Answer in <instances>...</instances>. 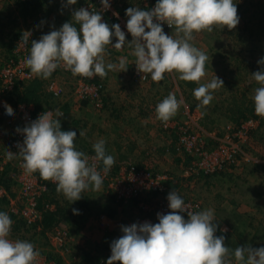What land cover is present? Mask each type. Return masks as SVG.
Here are the masks:
<instances>
[{
    "label": "clouds",
    "instance_id": "clouds-1",
    "mask_svg": "<svg viewBox=\"0 0 264 264\" xmlns=\"http://www.w3.org/2000/svg\"><path fill=\"white\" fill-rule=\"evenodd\" d=\"M76 3L66 0L67 5ZM100 4V11L83 7L74 10L70 22L38 40L31 39L32 33L24 34L18 46L27 48L29 41L31 45L24 65L42 79H48L58 68L73 76L104 78L109 72L128 70L127 57L121 56L117 62L105 60L107 47L121 50L127 46L132 50L137 72L146 74L145 78L150 75L151 80L161 81L165 73H176L179 80L198 85L192 91L198 106L211 103L213 91L223 86V81L214 75L210 81L200 83L209 57L191 41L194 33L210 32L213 26L234 29L239 23L234 0H156L151 9L129 7L125 10V27L131 42L119 23L109 25L102 19L103 12L111 7L110 0H100ZM165 24L175 28V36L165 33ZM257 63L260 70L251 76L260 86L254 89L252 101L255 114L264 117V58ZM181 103L169 93L157 103L156 118L168 122ZM3 111L6 119L14 118L6 105ZM60 115L58 110L55 114L50 110L22 129L18 127L16 132L23 141L17 145V153L8 151L7 156L19 158L25 174L38 173L41 179L55 183L57 192L73 203L82 198L84 191L102 188L115 159L107 153L103 138L92 145L91 157L78 150L77 132L62 131ZM167 201L170 211L158 213L157 223L121 227L122 235L111 242L106 264H264V246H225V236L216 235L218 223L213 208L190 212L175 190L169 192ZM73 214L79 211L73 209ZM12 224L9 214L0 211V264H39L41 253L32 242L10 238ZM221 231L227 232V228Z\"/></svg>",
    "mask_w": 264,
    "mask_h": 264
},
{
    "label": "rangeland",
    "instance_id": "rangeland-1",
    "mask_svg": "<svg viewBox=\"0 0 264 264\" xmlns=\"http://www.w3.org/2000/svg\"><path fill=\"white\" fill-rule=\"evenodd\" d=\"M113 1L114 4H118V7H115V12L120 14L119 16L123 18H127L125 16V10L129 8L127 4L132 0ZM133 1L135 7H140L141 9H151L153 7L149 5L151 2L150 0ZM242 1L248 0H234L238 6L242 5ZM259 1V6L253 8L245 6L244 10L247 12L243 13V15L245 14V17L263 19L261 14H264V0ZM51 3L52 7H57L58 5L59 10L67 12L71 11V8L73 11L79 4L77 3L75 4L76 6L73 5L69 8L70 5L66 4V0H52ZM253 20L250 19L245 21L242 19V23H248V29H243L242 31L245 33L242 42L241 39L236 40L229 32H226L228 30L231 33H235L238 31V28L242 30L241 22H239L234 29H228L217 25L213 26V30L210 32L205 30L194 33V39L191 43L209 57L206 62L209 70L205 69L206 75L202 78L200 83L210 81L213 79L214 75L219 79H221V77H226V79L232 80L235 83L236 88L241 89V87H244L243 89L246 97L252 101L254 89L260 85L252 78L250 72L245 71V73L243 70L242 73H239L236 71V66L240 67V70L247 67L245 66L246 62H241L247 60L250 65L253 64L252 70H254L255 67H258L260 70V65H258L257 62L261 58H264V20L259 24L257 23L260 21L259 19H255L254 22ZM249 29L253 31V37H249L252 36V34L246 37L249 33ZM164 31L168 35L172 34L175 36V28L171 30L164 29ZM242 32L240 31V33ZM13 38L14 34L5 39L11 44ZM4 46L6 48L5 44ZM8 49L11 50L7 47L6 51ZM108 49L105 60L117 62L119 57H127L128 70L121 73L109 72L107 76L104 77V98L107 100H104L105 109L103 111L93 109L91 105L86 102H81L78 104V107H75L76 110L81 111V116H79V118L80 121L82 120L79 124L71 126V130L77 132L75 140L76 148L79 150L81 147H85L91 150L92 145L98 139L103 138L106 141L107 153L112 155L114 159L116 158L113 167H118V162L123 165L130 163L153 172L167 173L174 177L171 184L183 200L199 203L201 205V210L213 208L218 223V236L219 234L223 235L225 233L226 247L235 249L236 246L244 245H251L256 248L264 246V117L258 129L250 131L240 140L238 146L241 148L244 157L238 167H233L231 171L224 173V175L215 174L208 179H201V181L197 179L186 181L180 176V169L173 161L175 158L174 154H170V152L165 150V148L168 147L167 142L173 143L175 138L169 137L160 131L158 127V122L160 120L156 118L155 107L157 103L167 97L169 93H173L178 100L182 101L175 114V116H177V122L178 120L184 119V116H186L185 109L188 110V117L195 119L196 116L193 117L192 113L196 110L197 114L201 116L199 121H196V124L206 131L208 135H212L215 131L216 137H223L226 133L225 126L228 122L225 121L220 113L225 109L224 100L229 93L220 87L213 91L214 98L209 105L198 106L199 101H197L192 94L193 89L198 86L196 83L193 89H189L178 79V74L176 73H165L164 79L161 81L151 80L150 75L147 76L145 82L137 81L134 75L135 58L131 55L132 50L127 46L121 50H116L111 46H109ZM220 53L225 54L227 59L219 60L218 54ZM8 57L6 53H3L2 61L3 59H8ZM244 57L245 59H239ZM56 76L57 75H55V77ZM66 78L59 80L58 76L56 77L61 87L65 88V91L61 99L55 100L52 98L55 102V107L51 108V110L57 109L60 114H62V109L65 108L64 100L66 98L72 100L74 97L71 95L70 88L75 81L71 77ZM45 91L48 93L46 89ZM213 107H220L218 111L210 113L212 118L219 116V119L214 124V128H204V123L201 122L204 111L208 108L212 109ZM84 113L85 115H83ZM175 116L172 118H175ZM238 126L233 125V127H236L233 129H237ZM148 129L151 132H148ZM79 132H82L83 135L79 136ZM206 138L211 139L210 136H206ZM133 144L137 149L132 150V154H130L131 152H126L133 148ZM115 145H119L120 148L128 147L130 150H118V153H116ZM125 154L127 155L125 156ZM147 155H149V157H147ZM121 156H125L126 159L118 160ZM86 194H88V191H85L80 200L73 203L65 199L61 193H54L52 190L50 196L45 198L47 202L57 199L60 205L66 207L69 212V222H65L64 227L65 230L68 229L69 236L70 234H75L74 236L77 241L76 248H79L76 250V253L73 252V255L69 253V264H95L98 259L104 257L108 259V256L111 254L110 244L113 240H111L110 235H105L104 237L106 238H102L101 236L103 235H101L99 238H90L88 240L78 237L79 233H84L86 231L83 227L88 218H94L93 222L96 226L97 222H95V215H97L96 219L98 220V218L104 214L103 212L111 208L109 205L111 204V200H109L106 190L102 189L97 192L94 191L89 195ZM78 203H90L88 212L94 213L83 215L80 220L74 219V217L71 218L74 205ZM3 207L4 205H0V211L4 209ZM123 211L124 218L129 222L135 219L139 214L138 209L131 206H126ZM123 221L124 220L121 222L124 223ZM98 225L100 226V224ZM109 227L110 226L105 227L104 230L109 229ZM91 228L92 227H89V229ZM224 228H227V232L221 231V229ZM98 230H102L101 226ZM49 232L50 229H42V231L35 232L24 231L20 235L11 237V239L28 240L32 242L39 251L49 253L47 249L50 246L46 242V237ZM81 244L85 246L82 248ZM48 256L51 260L56 258V261H59V259H61L60 256L54 257L52 254Z\"/></svg>",
    "mask_w": 264,
    "mask_h": 264
},
{
    "label": "built area",
    "instance_id": "built-area-1",
    "mask_svg": "<svg viewBox=\"0 0 264 264\" xmlns=\"http://www.w3.org/2000/svg\"><path fill=\"white\" fill-rule=\"evenodd\" d=\"M3 2L4 0H0V6ZM110 3L111 7L103 12L102 19L106 23H119L121 29L126 32L127 18L119 16L120 14L118 17L113 15V13H116L115 7L117 8L118 4H114L113 0H110ZM151 6L154 7V5ZM81 7L90 11H100L102 9L100 0H80L74 10H78ZM163 27L171 30L166 24ZM26 33H29V31L17 32V35L12 40L8 59H3V61L2 58L0 59V177L6 174L5 177L8 178L9 182L7 185V183H2L0 179V202L5 203L3 208L13 221L12 227L14 221H20L24 225L21 232H35L42 231L44 215L54 212L56 206H60V203L57 199L47 202L45 198L50 196V189L47 186L48 182L45 183V181L40 179L38 173L25 174L20 167L21 160L19 158L8 159L7 153L8 151L17 153V145L23 141V136L17 133L16 129L18 127L22 129L43 112H35L34 108L26 103H18L11 107L6 101L7 94L14 90L18 84L40 79L52 98L59 100L64 94V89L55 75L63 74L73 78L75 81L71 85L70 92L74 96L73 99L75 98L74 101L77 106L81 102H86L94 109L103 111L105 109L103 101L105 82L102 79H98V76L93 78L73 76L71 72L65 71L63 68H58L48 79L37 77L23 63L29 54L30 41L27 48L18 46L21 37ZM126 40L128 42L132 40L131 35L127 32ZM113 41L115 42V40ZM134 75L137 81L140 82H145L147 79L145 74L137 72L136 66ZM5 105L14 113L12 120L5 118L3 111ZM192 116H196L195 119L188 117L186 113L184 119L178 120V122L175 118H171L166 123L158 122L160 131L169 137L175 138L173 142L174 156L181 172L180 176L185 180H194L200 176H212L220 172H229L233 167H238L244 157L241 148L238 146L240 140L250 131L258 129L263 118L262 116L249 117L240 123L239 129L235 130L233 128L236 127L228 123L225 126L226 133L224 136L216 137L215 131L212 135H208L206 131L196 124V121L201 118L196 110L192 113ZM206 136H210L212 143H209ZM85 153L90 157L94 155L88 152ZM97 167L102 171V164L98 163ZM173 180L174 177L167 173L153 172L129 163L127 165H118L117 169L112 166L110 172L104 176L103 182L106 183L108 190L115 196V203L120 206L128 205L134 200L150 199L153 193L156 194L151 198V203H145L144 207L141 203L139 208H142L143 211L138 212L137 217L131 222H126L125 226H129L133 223H157L158 213L166 214L170 211L167 195L173 190L177 191L171 184ZM49 182L54 187V192L57 193L55 183ZM184 201L190 212L201 211L199 203L190 200ZM184 215L187 219V215ZM109 221L111 220L105 215H101L98 218V223L101 227L109 226ZM12 229L10 238L21 234V232H12ZM70 237L71 234L69 236L68 229L65 230V227L50 228V232L46 237L50 252L40 251L39 264H57L56 258L51 260L48 255L52 254L54 257H62L64 253L69 251ZM81 245L82 248L85 246L84 244ZM106 261L105 257L100 258L95 264H106Z\"/></svg>",
    "mask_w": 264,
    "mask_h": 264
},
{
    "label": "trees",
    "instance_id": "trees-1",
    "mask_svg": "<svg viewBox=\"0 0 264 264\" xmlns=\"http://www.w3.org/2000/svg\"><path fill=\"white\" fill-rule=\"evenodd\" d=\"M150 1H151L150 5H155L156 0H150ZM44 3H45V0H25V1L15 0V5H16L17 11H18V15L19 16L21 15L22 17H28L29 16L30 18H33V16H37V14L40 10V7ZM127 6L128 7H135L134 1L132 0L130 3L127 4ZM245 12H247V11H243L242 7L237 5V15L240 18L239 22H241L242 30L240 28H238V31L235 33H231L228 30L226 31L227 33L229 32L234 39H236V40L241 39V42H242L244 35H245V33L242 32L243 29H248V23L247 22L242 23V19L245 21H248L250 19H252V20L253 19L254 20L259 19L260 21L257 22L258 24L261 23L262 20H264V14H261L263 19L262 18H251V17H245L243 15V13H245ZM254 20H253V22H254ZM109 25H112V23L110 22ZM77 27H78V25H77ZM240 31L242 33H240ZM248 32H249L248 34L246 33L247 34L246 37H248L249 34H252V36H249V37L254 36V33L251 29H249ZM15 35H17V34H15ZM6 44H8V43H6ZM11 46L12 45L9 44L7 47H9L11 49ZM6 52L8 55L10 53V50L8 49ZM218 56H219V58H218L219 60L227 59V56L225 54L220 53V54H218ZM239 59H245V57L239 58ZM241 62H246L245 66H247V67H244L243 69L240 70V68L237 66L236 71H238L239 73H242L243 70H244V72L245 71L250 72V74H253L256 71H259L258 67H255L254 70H252L253 64L250 65V63L247 62V60L241 61ZM205 68H206V65H205ZM98 79L103 80L104 78L98 77ZM220 80L223 81V86H221V87L224 90H226L227 93H229V95H227V97H225V100H224L225 109H223V111L220 113L223 116V118L225 119V121L234 125V126H238V125H240V123L242 121L246 120L247 118L256 117L257 115L254 112L253 102L249 98L246 97L245 91L243 89L244 87H241V89L236 88L235 83L232 80L226 79V77H223ZM182 82L189 89H193L196 85L194 82H185V81H182ZM42 87H43V84H42V81L40 79H34L30 82H27V84H23V83L18 84V85H16L14 90H12L11 92H9L7 94L6 101H7L8 105L11 107L15 106L18 103H26V104H31L34 107L35 112H37V111L47 112L51 108L55 107L54 106L55 102L53 100L54 98L52 99V96L50 94H48L46 91L42 90ZM104 100H107V99L104 98L103 101ZM219 108L220 107H213L212 109L208 108L206 111H204L203 117L201 119V122L204 123L203 124L204 128H208V129H211L212 127L214 128V124L219 119V116L216 118H212L210 113H213V111H218ZM62 110H63L62 115L59 117L60 122H61V130L62 131L71 130V126L77 125V124L75 121H72V119L67 116L68 115V108L65 107ZM170 144H173V143L171 142ZM79 150L80 151H88L89 154H94L92 149L91 150L86 149L85 147H81ZM173 151H174V148H173ZM130 152H131V150H130ZM173 154H175V153H173ZM121 157H122L121 159H126L125 156H121ZM175 159H176V157H175ZM176 163H177V159H176ZM115 169H117V167H115ZM224 173H226V172H220L216 175H224ZM5 175L6 174L1 176L0 179H1L2 183H5V184L7 183V185H8L9 184L8 178H6ZM209 177L210 176H200L197 178V180L201 181V179H205V178L208 179ZM39 178H40V176H39ZM43 181H45V180H43ZM206 182H208V181H206ZM45 183H47V186L50 189V192H51V190L54 191V187L50 184L49 181H45ZM102 188L104 190H106V192L108 193L107 196H108L109 200H111L110 202L116 204L115 203V196L108 190L106 183L103 182ZM82 195H84V194L82 193ZM155 195L156 194L153 193V195L150 197L153 198V196H155ZM150 199L146 198L145 203H147ZM141 202L142 201H140V200H134L129 204L130 205L133 204V205H135V207H137L138 204ZM89 204L90 203H87V204L78 203V204L74 205V209H77L79 211V214L74 215L72 213L71 218L74 217V219L80 220L83 217V215H88V213H89L88 210L90 208ZM0 205L3 206V205H5V203L0 202ZM3 210H5V209H3ZM3 210H1V211H3ZM68 215H69V212L67 211L66 207L61 206V205L56 206V210L54 212L46 213L44 215L43 223H42L43 229H50L52 227L53 228L64 227L65 222L66 223L69 222ZM111 216H113V215L111 214ZM148 216H151V215H148ZM73 222H76V221H73ZM23 226L24 225L22 224V222L14 221V225L12 227L13 228L12 232L20 233L22 231L21 229ZM23 232H21V233H23ZM216 234L218 235V230H217ZM219 235H221V234H219ZM57 264H62V263L60 261H57Z\"/></svg>",
    "mask_w": 264,
    "mask_h": 264
},
{
    "label": "crops",
    "instance_id": "crops-1",
    "mask_svg": "<svg viewBox=\"0 0 264 264\" xmlns=\"http://www.w3.org/2000/svg\"><path fill=\"white\" fill-rule=\"evenodd\" d=\"M51 1L52 0H45V3L42 4V6L40 7V10H39L37 16H33V18H30L29 16L28 17H22L21 15L20 16L18 15V11H17L16 5H15V0H4V2L0 6V28H1V30H0V38H1L0 39V56H1L0 59L2 58L3 53L7 54V52L5 50H6L9 43L6 41L5 38H7L8 36L13 35V34L15 35L17 32H20V31L22 32L23 30L24 31L28 30L29 33H32L31 39L32 40H38L41 35L47 34L49 31H51L53 29H59L63 25V23L71 21V19H72L71 13L73 12L71 6H73V5H70V7H69V8H71L72 12L71 11L67 12L64 10H59L58 5H57V7H52ZM79 1L80 0H77V3H79ZM246 2H248V3H246ZM241 4L242 5H240V6L242 7L243 11H245L244 10L245 6H248L249 8L250 7L253 8L255 6H259L260 1L259 0H248V1H242ZM41 22H43V23H41ZM4 41L7 42L8 44H6ZM4 44L6 45V48H5ZM1 45H2V47H1ZM108 48H109V46H108ZM110 50L115 52L112 49H110ZM205 69L209 70V67L206 65ZM57 76H58L59 80H62V79L67 77L66 75H63V74H58ZM23 84H27V83H23ZM42 84H44L43 81H42ZM63 89L65 91V88H63ZM42 90L45 91L44 86L42 87ZM64 102H65L64 106L66 108H68V115L67 116L70 117L73 121L76 120L75 121L76 124H79L82 120L80 121V118H79V116H81V111H78L75 108V107H78L77 103H75L74 99L70 100V98H66L64 100ZM72 103H73V105H72ZM183 103H184V100H183ZM51 111L53 112V114L56 113L55 110H51ZM179 112H178V114H179ZM187 112H188V110L185 109V114ZM74 114H77V115H74ZM83 115H85V113ZM176 117L177 116H175V119H176ZM148 132H151V131L148 129ZM207 140L209 141V143H212L211 139H207ZM115 146H116L115 147L116 153H118V150H120V151L130 150V149H128V147L120 148L119 145H115ZM167 146L168 147H166L165 150L167 152H170V154H173L174 151L172 148V144H170V142L169 143L167 142ZM132 147L133 148H131V151L137 149V147L134 144ZM126 152H130V151H126ZM127 154H125V156ZM130 154H132V152ZM147 157H149V155H147ZM120 159H121V157L118 160H120ZM173 161L176 163L175 158ZM118 164L121 165L119 162H118ZM102 189L103 188H101L100 190H102ZM86 191H88V194H86V195L92 194L94 192V190H86ZM95 192H97V191H95ZM84 193H85V191L83 192V194ZM150 200H152V199H150ZM150 200L147 203H151ZM141 201H142L141 202L142 206L144 207L145 206V199H142ZM141 203L138 204V208L141 206ZM92 204H94V203H92ZM109 205L111 206V208H108L106 210V212H103V210H102V212L104 213L103 215L107 216L111 220V221H109V223H110L109 229L104 230L105 227H101L102 230L101 231L98 230L100 228V226L98 225L99 223H98V220L96 219L97 215L94 214L95 215V222H97L96 226H95V223L93 222L94 218H88L85 221V223H86V224H84L85 226L83 227L84 229H86V231L84 233H79L78 237L88 240L90 238H96V237L99 238L101 235H103V236H101L102 238H106V237H104L105 235L106 236L110 235L111 240H114V239L119 238L122 235L121 227L125 226L126 221H127L123 216V214H124L123 210L126 208V206L135 207V205L128 204V205L120 206L119 204H114V203H111ZM123 207H125V208H123ZM135 208H137V207H135ZM138 211L140 213L143 211V209L139 208ZM90 213H94V212H89L88 214H90ZM111 214L113 216H111ZM122 220H124L123 221L124 223L121 222ZM89 227H92V228L89 229ZM74 235H71V237L69 238V247H68V248H70L69 251L64 253L62 255L61 259H59V261L62 264H69V260H68L69 259V253H71L73 255L74 253H76V250L78 249V248H76L77 247V245H76L77 241H76V237ZM84 235H86V236H84ZM49 250H50V247H48L47 251H49ZM53 251H54V249H53Z\"/></svg>",
    "mask_w": 264,
    "mask_h": 264
}]
</instances>
